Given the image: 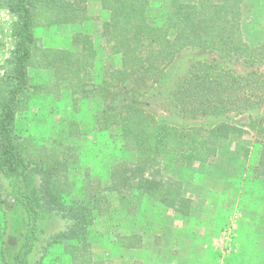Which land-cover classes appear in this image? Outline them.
I'll list each match as a JSON object with an SVG mask.
<instances>
[{"label":"trees","instance_id":"1","mask_svg":"<svg viewBox=\"0 0 264 264\" xmlns=\"http://www.w3.org/2000/svg\"><path fill=\"white\" fill-rule=\"evenodd\" d=\"M0 1L15 15L11 68L0 77V264H45L48 254L59 248L68 264H103L94 256L89 232L96 217L108 215L114 206L109 195L129 215L136 214L144 198L187 215L192 200L180 181L163 173L164 165H213L224 142L264 134V118L251 115L264 107V73L256 71L238 74L194 61L170 94L176 110L190 119L247 112L240 127L219 123L176 128L135 105L163 82L175 57L188 48L264 62V43L250 45L243 33L244 0H99L104 18L96 37L76 34L68 48L45 46L36 30L84 19L85 0ZM97 47L111 60L108 65H98ZM97 68L105 70L101 79ZM32 70L50 72L54 83L32 85ZM62 84L72 94L103 101L104 108L93 114L95 126L113 133L126 156L112 167L103 189L75 198L68 184L75 150L57 141L33 145L15 127L30 91L49 93ZM253 156L246 181L263 180L264 144L259 140ZM51 223L55 227L49 229ZM145 237L131 233L117 242L139 249ZM229 253L219 251L217 257L225 264Z\"/></svg>","mask_w":264,"mask_h":264},{"label":"rangeland","instance_id":"2","mask_svg":"<svg viewBox=\"0 0 264 264\" xmlns=\"http://www.w3.org/2000/svg\"><path fill=\"white\" fill-rule=\"evenodd\" d=\"M244 2L247 5L242 26L245 39L250 45L264 43V0ZM84 5V19L67 26L36 30L42 43L48 47L68 48L76 34L96 37L99 22L104 18L100 1L85 0ZM14 19L15 15L6 3L0 1V77L11 68L8 58L15 45L11 35ZM97 51L98 65H108L111 60L105 52L98 47ZM194 61L216 63L238 74L264 73V62L259 59L236 58L207 48L192 47L175 57L163 82L147 90L135 105L151 113L159 123L176 128H209L219 123L240 127L247 121V112L190 119L183 117L173 106L171 91ZM104 71L96 69L100 79L104 77ZM30 76L32 85L54 83L50 72L32 70ZM25 102L26 108L17 115L15 122L20 136L33 145L57 141L75 150V160L69 164L68 171L72 196L103 189L112 167L126 158L113 133L99 131L95 126L93 114L104 108L103 101L94 96L72 94L68 86L62 84L58 90L52 89L49 93L30 91ZM251 115L264 118V107L251 111ZM258 140L264 144V134H246L241 140L224 142L213 165L192 169L164 165L163 173L180 181L185 195L192 200L187 215L173 212L151 198L142 199L136 214L129 215L117 207V202L109 195L114 206L108 215L96 217L89 232L95 258L103 264H217L219 260L214 247L209 244L210 237L227 226L223 229L227 240H223L220 251L233 254L225 264H264V225H253L248 230L243 224H264V179L246 181V170L255 159L253 150ZM203 222L208 223L203 225ZM229 222H241L239 229ZM47 227L53 228L55 224ZM131 233L146 236L143 247L126 249L118 244L120 236ZM229 239L235 241L234 245ZM45 264L68 263L59 248L48 254Z\"/></svg>","mask_w":264,"mask_h":264},{"label":"crops","instance_id":"3","mask_svg":"<svg viewBox=\"0 0 264 264\" xmlns=\"http://www.w3.org/2000/svg\"><path fill=\"white\" fill-rule=\"evenodd\" d=\"M197 223H199V222H197ZM207 223L208 222H203L202 224L203 225H207ZM229 223H233L235 229H239L238 228V223H241V222H229ZM243 224H244V228H246L248 230H250V227H252L253 225H264V224H261V223H258V222H243ZM196 228L198 229L199 228V225ZM240 232L241 231H239V233ZM196 233H198V232H196ZM194 235L195 234H192L191 237H194ZM207 237H210V235L207 236ZM205 239H208V238L205 237ZM210 239H211V242H209V244L212 245V247H214V251H216V253H217V252H219L222 249V247H223V240L226 239V238L224 237L223 232L221 233V229L220 230L218 229L217 232H216V234L214 236H211ZM232 240L229 239L228 241H232ZM234 242L235 241H232V243H233L232 245H234ZM191 253H192V251L190 252V254ZM217 259L219 260V261H217V264H223L221 262V260L219 259V257Z\"/></svg>","mask_w":264,"mask_h":264}]
</instances>
